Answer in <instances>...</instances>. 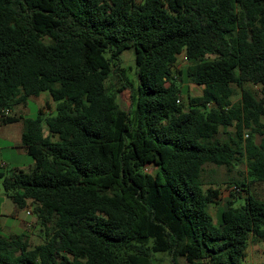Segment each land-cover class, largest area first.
<instances>
[{"label": "trees", "instance_id": "1", "mask_svg": "<svg viewBox=\"0 0 264 264\" xmlns=\"http://www.w3.org/2000/svg\"><path fill=\"white\" fill-rule=\"evenodd\" d=\"M128 48L135 87L120 66ZM182 75L203 87L186 105ZM110 78L120 86L107 89ZM125 88L132 112L116 101ZM41 93L52 113L11 114ZM262 119L264 0H0V125L22 124L32 159L0 179L50 230L34 247L24 233L0 234V264H153L156 253L169 264H246L248 244L264 241V199L249 191L264 183ZM220 128L234 135L220 142ZM240 157L244 195L214 222L219 190L202 188L203 168Z\"/></svg>", "mask_w": 264, "mask_h": 264}, {"label": "rangeland", "instance_id": "2", "mask_svg": "<svg viewBox=\"0 0 264 264\" xmlns=\"http://www.w3.org/2000/svg\"><path fill=\"white\" fill-rule=\"evenodd\" d=\"M121 67L124 68L126 78L132 83V87L137 84V71L134 62V49L128 48L123 50L120 55ZM176 63L177 69L184 68L187 63L183 56H178ZM177 85L182 90L181 101L186 105V94L192 97L201 95L202 86L192 84L185 76H180L177 80ZM120 86L114 79H108L106 88L109 87L116 89ZM254 93L257 89L252 88ZM133 90L125 88L120 93L116 94V101L119 107L127 112H132L134 109V101L132 100ZM46 97L38 96L29 98L25 105H17L13 108L11 114L21 116L24 118L35 117L37 110L48 115L53 112L54 104L49 101V96L45 93ZM48 96V99H47ZM240 98V93L235 89L234 95L231 97L232 102H237ZM264 120V119H262ZM22 124L0 125V171L6 175H10L17 170H29L32 167V159L27 155L24 148L19 145ZM234 135V128L222 129L216 139L220 142L228 141ZM246 135H252L254 140L258 143L260 136L250 131L249 129L243 130V138ZM147 172L154 174L155 168L153 166L147 167ZM249 181L247 176V168L245 158L240 157V161L230 168L224 166H215L213 164H206L202 173V183L205 189L210 183L215 184L221 188V205L226 207L227 202L234 200L233 197H242L244 194L235 190L238 188L242 190V184ZM236 185V186H235ZM249 191L252 195L259 199H264V183L254 182L250 185ZM239 192V193H238ZM236 205L243 203V200H235ZM36 205L28 202L27 205L19 209L8 197L2 186V179H0V234L3 236H13L16 234L24 233L27 237L30 247L43 244L49 228L43 227L37 221L34 213ZM30 214L27 215L26 212ZM207 211L211 214L212 219L216 222V206L209 204ZM179 264H186L185 260L179 259ZM153 264H169L170 258L167 253H156L152 255ZM246 264H264V241L250 242L246 251ZM205 264V263H203Z\"/></svg>", "mask_w": 264, "mask_h": 264}, {"label": "crops", "instance_id": "3", "mask_svg": "<svg viewBox=\"0 0 264 264\" xmlns=\"http://www.w3.org/2000/svg\"><path fill=\"white\" fill-rule=\"evenodd\" d=\"M179 56H183V58L185 59V57H184V54H181V55H179ZM177 61H178V59H177ZM177 61H176V63H177ZM176 66V65H175ZM39 96H42V97H46L45 96V93H41ZM47 99H48V96H47ZM49 101H51L50 100V97H49ZM15 124H17V123H15ZM19 124V123H18ZM21 135V134H20ZM19 145H21V143H20V139H19ZM204 169V168H203ZM203 173V172H202ZM201 179H202V176H201ZM202 188H203V183H202ZM204 189V188H203ZM207 189H218L219 190V199H218V201H217V203H215V204H212L213 206H216V213H217V210H218V208H223V209H225L226 207H224V206H222L220 203H221V195H222V193H221V188L219 187V186H216L215 184H213V183H210L209 185H207V187L204 189V190H207ZM231 197H233V196H231ZM234 198V197H233ZM228 203V202H227ZM211 215V214H210ZM212 217V216H211ZM247 251V250H246ZM246 260V259H245Z\"/></svg>", "mask_w": 264, "mask_h": 264}, {"label": "built area", "instance_id": "4", "mask_svg": "<svg viewBox=\"0 0 264 264\" xmlns=\"http://www.w3.org/2000/svg\"><path fill=\"white\" fill-rule=\"evenodd\" d=\"M177 102H179V100H178ZM2 166H3V164H2V163H0V167H2ZM26 214H27V215H29V214H30V212H29V211H27V212H26Z\"/></svg>", "mask_w": 264, "mask_h": 264}]
</instances>
